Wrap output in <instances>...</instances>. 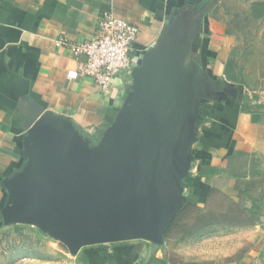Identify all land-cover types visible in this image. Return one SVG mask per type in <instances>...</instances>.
<instances>
[{
	"label": "water",
	"instance_id": "1",
	"mask_svg": "<svg viewBox=\"0 0 264 264\" xmlns=\"http://www.w3.org/2000/svg\"><path fill=\"white\" fill-rule=\"evenodd\" d=\"M197 12L187 6L170 17L137 61L116 118L97 142L71 119L28 110L27 160L4 181L0 226H38L73 255L97 244L164 242L187 202L183 180L195 161L202 105L231 92L225 78L189 56L204 16Z\"/></svg>",
	"mask_w": 264,
	"mask_h": 264
},
{
	"label": "crops",
	"instance_id": "2",
	"mask_svg": "<svg viewBox=\"0 0 264 264\" xmlns=\"http://www.w3.org/2000/svg\"><path fill=\"white\" fill-rule=\"evenodd\" d=\"M199 1L0 0V209L8 195L4 181L27 160L23 137L29 109L40 107L43 112L71 119L97 142L125 97L126 86L119 79L116 91L104 92L89 77H70L75 58L57 39H90L100 17L112 13L139 26L136 48L144 54L155 45L176 10L197 6ZM218 53L214 62L205 58L200 63L213 77L227 78ZM208 103L212 115L199 125L198 136L209 133V140L203 144L198 138L193 145L198 158L190 177L193 192L185 186L187 203L206 211L218 195L228 192L238 197L241 191L242 198L252 203L256 195L247 187L264 183V110L250 107L256 102L237 95ZM256 112L262 114L260 122L253 121ZM199 159L208 160L213 171L200 175ZM211 188L217 194L210 195ZM239 232L236 242H230L229 236L183 240L175 231L161 245L141 239L91 245L72 260L74 264H264V226L248 223Z\"/></svg>",
	"mask_w": 264,
	"mask_h": 264
},
{
	"label": "rangeland",
	"instance_id": "3",
	"mask_svg": "<svg viewBox=\"0 0 264 264\" xmlns=\"http://www.w3.org/2000/svg\"><path fill=\"white\" fill-rule=\"evenodd\" d=\"M203 5L201 29L190 58L214 62L217 53L223 52L218 54L226 66L229 86L225 88L231 91L225 92L227 96L237 95L244 101L256 102L250 107L263 111L264 0H205ZM190 177L192 173L185 177L186 183ZM247 188L256 195L252 203L242 198L241 191L238 197L228 192L218 195L221 197L213 198L206 211L191 204L174 221L169 234L177 231L183 240L229 236L230 242H236L241 236L240 226L257 222L264 226V183L256 182ZM72 258L64 243L38 226L22 223L0 226V264H74Z\"/></svg>",
	"mask_w": 264,
	"mask_h": 264
},
{
	"label": "built area",
	"instance_id": "4",
	"mask_svg": "<svg viewBox=\"0 0 264 264\" xmlns=\"http://www.w3.org/2000/svg\"><path fill=\"white\" fill-rule=\"evenodd\" d=\"M139 33L135 23L106 13L100 17L92 38L69 42L60 36L57 44L67 46L75 58L76 67L68 72L70 77H89L104 92L116 91L119 79L127 91L132 71L143 55L136 48Z\"/></svg>",
	"mask_w": 264,
	"mask_h": 264
},
{
	"label": "trees",
	"instance_id": "5",
	"mask_svg": "<svg viewBox=\"0 0 264 264\" xmlns=\"http://www.w3.org/2000/svg\"><path fill=\"white\" fill-rule=\"evenodd\" d=\"M201 1H205V0H201ZM247 106H248V104H247ZM202 110H203V113H204V116H205V120L209 119L211 117V115H212L211 112H210L211 111L210 104L209 103H204L202 105ZM212 137H213V135H212ZM207 140H209V133L207 135H202V134L200 135V137H199V143H203L204 144V142H207ZM193 154H194V156L196 158H198V150L197 149H193ZM199 160H200L199 161V174L200 175H204L206 173H209V172L213 171V169H211L209 167L210 162L208 160H206V159H199ZM183 184H184V186H186V187L189 188V193H192L193 192V190H194L193 189V184H194V181L193 180L192 181L189 180L188 183H186V181L183 180ZM217 192L218 191L216 189L211 188L210 195H215V194H217ZM191 204H193V203H186V205L183 207V209L181 211V214L179 216H177L171 222L169 228L167 229V231L165 233V237L168 236V234H169V232H170V230L172 228V225H173L174 221L178 220L180 218V216L182 215V212L186 211V209L189 208L191 206Z\"/></svg>",
	"mask_w": 264,
	"mask_h": 264
},
{
	"label": "flooded vegetation",
	"instance_id": "6",
	"mask_svg": "<svg viewBox=\"0 0 264 264\" xmlns=\"http://www.w3.org/2000/svg\"><path fill=\"white\" fill-rule=\"evenodd\" d=\"M204 2H205V1H201V0H200V1L197 3V9H198V12L196 13V15L200 14V12L203 10V8H204V7H203V6H204V5H203ZM201 9H202V10H201Z\"/></svg>",
	"mask_w": 264,
	"mask_h": 264
}]
</instances>
